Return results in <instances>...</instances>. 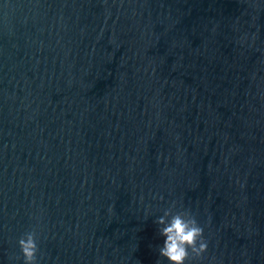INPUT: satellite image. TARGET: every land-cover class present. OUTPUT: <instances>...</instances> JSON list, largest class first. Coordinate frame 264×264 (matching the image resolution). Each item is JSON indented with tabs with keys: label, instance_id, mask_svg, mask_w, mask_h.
I'll return each instance as SVG.
<instances>
[{
	"label": "water",
	"instance_id": "1",
	"mask_svg": "<svg viewBox=\"0 0 264 264\" xmlns=\"http://www.w3.org/2000/svg\"><path fill=\"white\" fill-rule=\"evenodd\" d=\"M173 202L185 264H264V0H0V264L32 229L38 264H156Z\"/></svg>",
	"mask_w": 264,
	"mask_h": 264
},
{
	"label": "clouds",
	"instance_id": "2",
	"mask_svg": "<svg viewBox=\"0 0 264 264\" xmlns=\"http://www.w3.org/2000/svg\"><path fill=\"white\" fill-rule=\"evenodd\" d=\"M173 202L162 216L154 223L158 226V233L162 237V245L158 247V260L167 264H185L186 261L200 260L208 248V241L204 237V228L196 217L188 210L173 211ZM20 255L16 260L22 264H38V243L35 229L25 232L17 241Z\"/></svg>",
	"mask_w": 264,
	"mask_h": 264
}]
</instances>
